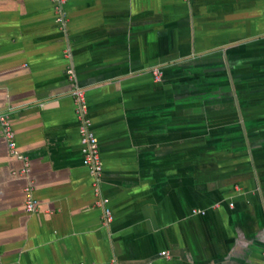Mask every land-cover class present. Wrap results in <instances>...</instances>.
Here are the masks:
<instances>
[{
	"label": "crops",
	"instance_id": "obj_1",
	"mask_svg": "<svg viewBox=\"0 0 264 264\" xmlns=\"http://www.w3.org/2000/svg\"><path fill=\"white\" fill-rule=\"evenodd\" d=\"M63 10L64 25L52 0H0V115L16 143L0 123V264H264V0Z\"/></svg>",
	"mask_w": 264,
	"mask_h": 264
},
{
	"label": "built area",
	"instance_id": "obj_2",
	"mask_svg": "<svg viewBox=\"0 0 264 264\" xmlns=\"http://www.w3.org/2000/svg\"><path fill=\"white\" fill-rule=\"evenodd\" d=\"M55 2V6L57 8V22L64 25L67 22V15L63 10L65 7L67 0H52ZM154 79L157 83L162 82L163 72L159 68H154L153 70ZM74 73L70 72V78L73 79ZM73 97L75 98L77 104V111L79 112V141L80 146L82 147V155L84 165L91 170L94 176V188L98 197L100 198V206L104 208L105 212V225L111 226V224L115 221V216L111 207L110 199L102 194V176L104 173V160L102 157L101 149L99 146V142L92 127V119L86 115L84 103H85V95L83 91L75 90L73 92ZM0 123L3 125L4 130L6 132V136L9 142V147L11 150L15 149V140L14 134L11 130L8 116L0 115ZM24 173H28V165L26 164ZM27 194V210L30 213L37 211L38 202L34 197L33 187L28 186L26 188ZM217 207L219 204L216 205ZM232 206L234 204L232 203ZM193 213L206 214V210L203 209H194ZM161 256L167 257V251H162Z\"/></svg>",
	"mask_w": 264,
	"mask_h": 264
},
{
	"label": "bare ground",
	"instance_id": "obj_3",
	"mask_svg": "<svg viewBox=\"0 0 264 264\" xmlns=\"http://www.w3.org/2000/svg\"><path fill=\"white\" fill-rule=\"evenodd\" d=\"M75 101V100H74ZM75 104H76V101H75Z\"/></svg>",
	"mask_w": 264,
	"mask_h": 264
}]
</instances>
